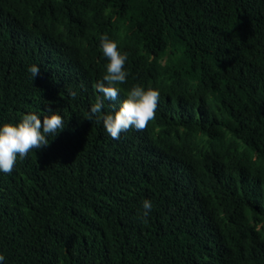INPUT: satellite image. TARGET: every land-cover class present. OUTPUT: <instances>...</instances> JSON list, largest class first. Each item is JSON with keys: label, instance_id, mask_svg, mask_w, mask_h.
<instances>
[{"label": "trees", "instance_id": "obj_1", "mask_svg": "<svg viewBox=\"0 0 264 264\" xmlns=\"http://www.w3.org/2000/svg\"><path fill=\"white\" fill-rule=\"evenodd\" d=\"M104 35L98 115L160 92L118 140ZM33 113L65 127L0 172V264H264V0H0V127Z\"/></svg>", "mask_w": 264, "mask_h": 264}, {"label": "clouds", "instance_id": "obj_2", "mask_svg": "<svg viewBox=\"0 0 264 264\" xmlns=\"http://www.w3.org/2000/svg\"><path fill=\"white\" fill-rule=\"evenodd\" d=\"M100 47L104 57L107 58L106 74L94 85V89L101 96L90 108L87 119L97 117L103 121L107 134L114 140L120 138V134L130 129L144 131L155 119L160 99V92L152 87L143 88L134 86L126 94L119 110L114 113L99 116L104 101H116L120 95L119 85L124 84L127 78L125 64L128 56L122 53L115 40L107 35L101 37ZM32 77L39 75L40 69L36 65L29 68ZM69 96L75 98L77 93L70 91ZM114 108V105H112ZM65 127L64 118L59 113L45 115L43 121L37 114H26L18 124L6 123L0 127V172L11 174L15 168L17 159H25L33 150H41L49 145V136L56 135ZM152 209V202L143 201L144 218L148 217ZM5 256L0 253V262Z\"/></svg>", "mask_w": 264, "mask_h": 264}]
</instances>
